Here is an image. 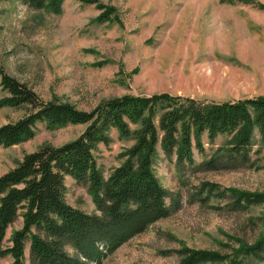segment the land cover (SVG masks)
Returning <instances> with one entry per match:
<instances>
[{
	"label": "rangeland",
	"instance_id": "obj_1",
	"mask_svg": "<svg viewBox=\"0 0 264 264\" xmlns=\"http://www.w3.org/2000/svg\"><path fill=\"white\" fill-rule=\"evenodd\" d=\"M260 4L264 0H64L62 11L55 13L26 0H0V67L43 99L82 110L125 95L169 93L210 102L264 96ZM106 11L109 17L100 21ZM5 95L0 85V100ZM24 114L23 108L0 107V125ZM86 127L39 123L31 139L0 147V175L26 153L73 141ZM109 135V144L94 149L105 177L127 159L136 141L115 128ZM232 139L226 133L211 141L204 134V151L194 146L195 165L184 167L158 147L155 175L179 197L181 208L123 244L103 264H178L186 248L215 256L196 264L238 262L245 241L254 243L264 231V199L236 204L230 190L264 195V135L255 130L247 165L200 167ZM65 184L69 204L97 212L88 182L67 176ZM22 225L21 217L10 225L4 247L12 245V234ZM29 248L27 242L24 264H30ZM67 250L74 252L70 246ZM12 262V256H0V264Z\"/></svg>",
	"mask_w": 264,
	"mask_h": 264
},
{
	"label": "trees",
	"instance_id": "obj_2",
	"mask_svg": "<svg viewBox=\"0 0 264 264\" xmlns=\"http://www.w3.org/2000/svg\"><path fill=\"white\" fill-rule=\"evenodd\" d=\"M26 1L55 13L62 11L64 2ZM78 1L93 4L98 0ZM260 7L264 9V4ZM110 12L98 19L103 21ZM0 85L7 93L0 107L25 110L16 121L0 125V147L31 139L39 123L49 128L87 125L75 140L41 145L0 175V256H12L11 264H24L27 242L30 264H103L123 244L181 208L179 197L164 188L155 175L158 147L182 167L195 165L194 146L204 151L203 135L213 141L227 133L233 135L229 146L200 167L234 169L249 163L255 130L264 135V96L210 102L169 93L125 95L82 110L71 103L43 99L1 67ZM112 128L122 136L134 135L136 141L127 150V159L105 177L94 149L99 143H110ZM67 176L90 184L97 212L88 213L68 203ZM230 192L236 204L264 199L260 194ZM19 217L22 227L13 232L12 245L4 247L7 230ZM242 246L244 252L235 264H264V231L254 243L245 241ZM182 254L178 264L215 258L207 251L189 248Z\"/></svg>",
	"mask_w": 264,
	"mask_h": 264
}]
</instances>
